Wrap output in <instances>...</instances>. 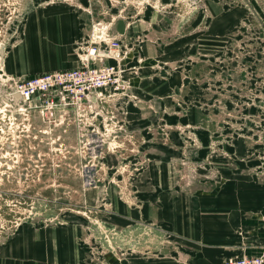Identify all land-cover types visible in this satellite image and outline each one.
<instances>
[{
	"label": "rangeland",
	"instance_id": "obj_1",
	"mask_svg": "<svg viewBox=\"0 0 264 264\" xmlns=\"http://www.w3.org/2000/svg\"><path fill=\"white\" fill-rule=\"evenodd\" d=\"M240 1L246 8L238 12L239 25L208 28L204 36L205 51L217 55L198 54L184 61L188 73L178 80L184 88L169 92L165 117L147 123L141 132L135 128L127 133L135 125L127 102L138 100L131 84L124 96H105L97 106H90V101L82 105L78 124L72 112L63 123L51 124L37 108L22 110L12 104L6 79L16 75L9 72V62L21 69H50L72 50V61L78 64L97 22L111 28L119 18L136 20V8L141 7L171 8L161 14L177 20L163 29L159 42L171 44L178 54L183 0H0V264L33 262L38 251L34 257L24 253V241L39 242L40 233L44 238L45 232L61 229L75 228L71 238L83 246L80 264H108V254L117 259L142 254L154 244L163 250L166 243H177V236L159 224L133 221L119 227V202L129 208L141 205L144 187L138 184L149 178L152 163L166 165L155 175L167 181L173 197L184 199L186 213L187 196L199 191L262 194L264 0H255L262 4L259 12L248 8L251 0ZM166 2L172 4L163 9ZM67 12L74 13L79 35L89 24L73 43L60 42L55 34L58 27L70 24L64 17ZM154 34L148 39L159 40ZM158 66L168 76L171 69H182V56ZM147 109L154 110L147 107L146 113ZM237 182L239 187L231 185ZM262 208V201L250 203L245 212L260 216L262 224ZM236 234L224 237L254 252L264 244V236L246 227L238 226ZM55 240L59 238L51 239ZM173 252L178 264H188L185 252Z\"/></svg>",
	"mask_w": 264,
	"mask_h": 264
},
{
	"label": "crops",
	"instance_id": "obj_2",
	"mask_svg": "<svg viewBox=\"0 0 264 264\" xmlns=\"http://www.w3.org/2000/svg\"><path fill=\"white\" fill-rule=\"evenodd\" d=\"M242 3L243 1L240 0H183L182 52L178 54L176 52L179 50L174 49V46L170 48L171 44L169 46L159 42L164 34L163 29L177 20L161 14V11L167 13L170 11L171 8L164 9V7L171 6L172 3L170 4V2L161 4L164 10L159 8L153 10L154 8L150 7L136 8L138 16L136 20L119 18L110 28L112 36L123 44H129L127 46L131 45L133 47L130 57L125 61L127 70L124 72V77L131 84V91L137 94L138 100L133 102L128 100L127 102L129 117L135 123L133 127H129L131 130H128L127 133L133 132V130L136 132V129L141 132V128H145L147 123L160 121L165 117L163 112L168 106L169 92L181 87L184 88L182 84L181 86L179 85L180 81H178L181 78V74L183 76L184 72L187 71L184 70L187 69V67H184V61L191 57L194 58L198 54L200 56L212 54L216 56L217 51L213 53L205 51L206 42H204V36L208 32L210 33L207 29L232 28L239 25L241 19L238 17V12L246 8V5ZM261 5L255 0H251L247 6L259 12ZM154 11L156 12L154 13ZM73 14V12L64 14L65 20L69 21L70 24L68 27L62 25L55 31L56 36H59L60 42L68 41L73 43L79 35L80 25L72 17ZM86 24L87 27L83 32L81 31L79 39L89 28L88 22ZM154 31H156V34H154L156 37L160 36L159 40L148 39V36L150 38ZM177 40L179 39L174 41ZM178 48H180V45ZM66 54L68 55L65 56V61L62 64L57 63L50 66V69L43 70L16 68L15 66L12 67V63L9 62V72L15 74L17 78H24L47 70L77 65L76 61H72V50ZM180 56H182L183 61L182 69H171L172 71L169 72L170 76L165 75L158 64L165 61L176 62V60L180 59ZM137 58L141 59L138 63ZM137 66H139L138 72L135 71ZM147 107H152L154 110L147 109L148 113H146L145 109ZM141 108L142 111L139 110ZM174 140L176 143H180L177 136L174 137ZM149 144L152 143L150 142ZM163 146L167 147L166 145ZM145 147L149 148L148 145ZM166 149L164 151H167ZM148 167V171H152V173L149 174V178L141 179V184H138V186L144 187L142 189L144 190L142 197L145 198H141V205L129 208L119 202L117 212L119 227H126L133 221L159 224L161 228H166L177 236L174 238L177 243H166V247L163 250L157 249L154 244L142 254L129 253L123 258L117 259L108 254L106 255L108 264H178L173 255L174 248L188 255V264H220L225 258L230 256L242 253H264V244L256 247L259 252H254L255 248L240 246L233 239L227 240L224 237L237 235L236 229L238 226L246 227L251 234L264 236V223L258 222L260 216H249L245 212L247 204L262 201V216H264V189L261 195H254L253 191L247 194L241 191L238 193V190L235 191L236 194H234V190H222L224 193L230 192L232 194H220L221 192L218 194L219 191L216 192L217 194L215 192L199 191L187 196L190 208L186 213L183 211L184 208L182 206L184 199L179 200L177 197H173L168 191L167 181L163 178H157L155 175V171L163 172L166 170V165L152 163ZM231 185L233 187L240 186L238 182ZM72 230H75V228ZM72 230L61 229L59 231L45 232L44 238H42L43 234L40 233L42 241L35 243L31 241L32 239L25 240L24 253H29L34 257L35 251H38L34 261L26 264H80L79 257L83 246L80 248L78 241L71 238V233H75ZM56 236L59 241H51ZM165 250L167 251L166 254L159 253V251ZM43 257L44 259H42Z\"/></svg>",
	"mask_w": 264,
	"mask_h": 264
},
{
	"label": "built area",
	"instance_id": "obj_3",
	"mask_svg": "<svg viewBox=\"0 0 264 264\" xmlns=\"http://www.w3.org/2000/svg\"><path fill=\"white\" fill-rule=\"evenodd\" d=\"M95 26L91 44L79 55L77 65L24 78L7 77L12 104L22 110L37 108L43 121L51 124L57 120L63 123L65 115L72 112L78 124L81 107L86 102L97 106L103 103L105 96L126 95L130 85L124 77L125 61L133 48L126 47L110 34L109 23L97 22ZM220 264H264V253L230 256Z\"/></svg>",
	"mask_w": 264,
	"mask_h": 264
},
{
	"label": "bare ground",
	"instance_id": "obj_4",
	"mask_svg": "<svg viewBox=\"0 0 264 264\" xmlns=\"http://www.w3.org/2000/svg\"><path fill=\"white\" fill-rule=\"evenodd\" d=\"M82 166V165H81Z\"/></svg>",
	"mask_w": 264,
	"mask_h": 264
},
{
	"label": "water",
	"instance_id": "obj_5",
	"mask_svg": "<svg viewBox=\"0 0 264 264\" xmlns=\"http://www.w3.org/2000/svg\"><path fill=\"white\" fill-rule=\"evenodd\" d=\"M2 50V49H1Z\"/></svg>",
	"mask_w": 264,
	"mask_h": 264
}]
</instances>
